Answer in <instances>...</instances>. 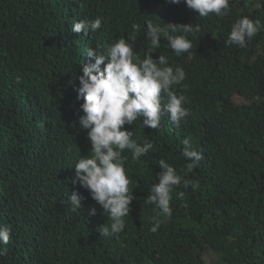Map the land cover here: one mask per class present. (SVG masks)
I'll return each instance as SVG.
<instances>
[{
    "label": "trees",
    "instance_id": "16d2710c",
    "mask_svg": "<svg viewBox=\"0 0 264 264\" xmlns=\"http://www.w3.org/2000/svg\"><path fill=\"white\" fill-rule=\"evenodd\" d=\"M243 16L264 23V0H230L221 17H199L183 0H0V224L13 229L0 264H264V30L245 48L228 45ZM96 17V32L71 31ZM149 20L200 29L187 34L188 53L176 56L163 37L152 53L185 70L186 87L175 90L186 95L189 115L178 128L167 115L158 129L139 120L124 126L153 148L139 161L125 152L134 199L125 229L104 237L108 214L72 182L74 163L91 147L78 123V76L88 48L103 51L133 23L143 59ZM184 138L204 158L184 177L188 187L173 189L166 216L144 201L158 182L159 159L183 175ZM73 191L86 197L76 212Z\"/></svg>",
    "mask_w": 264,
    "mask_h": 264
},
{
    "label": "clouds",
    "instance_id": "9594fccd",
    "mask_svg": "<svg viewBox=\"0 0 264 264\" xmlns=\"http://www.w3.org/2000/svg\"><path fill=\"white\" fill-rule=\"evenodd\" d=\"M172 4H179L182 0H169ZM189 9L195 10L199 17L215 14L224 16L229 11L230 0H183ZM102 20L84 18L74 22L71 31L83 32L87 35L100 29ZM177 25H182L178 27ZM132 33L111 42L101 51L99 48H88L86 56L89 62L82 68V75L78 76L80 87L77 89V99L82 115L78 116L79 126L87 130V137L91 147L87 154L81 155L74 163L75 177L73 183H79L87 189L91 197L102 207L110 224L100 226V234L104 237L117 236L125 227V217L131 211L134 199L131 180L124 163L125 152L131 153L134 161H139L153 148L151 140L145 138L138 143L134 129L129 130L125 125H134L138 120L142 128L158 129L162 118L167 115L178 128L181 121L188 115L185 107L188 102L181 91L177 94L176 86L185 88V70L180 66H171L169 58L159 55L153 58L152 53L160 48L161 37L168 42V46L176 56L188 53L193 45L188 38L189 33L199 31V27L189 24L154 23L146 24V38L150 47L146 48L144 58L134 51L136 33L140 32V25H131ZM264 30V23L259 18L248 16L238 18L231 27L227 37L228 45L245 48L258 32ZM164 95L167 96L165 102ZM142 121V123H141ZM183 156L189 162L181 172L165 159H159L157 164L161 171L156 173L158 182L151 185L144 201L154 206L160 213L171 216L173 189L181 185L188 187L189 181L184 179L199 166L204 158L201 151L193 145L189 138H184ZM157 181V180H156ZM196 187V184L192 185ZM182 196L183 193H180ZM86 199L77 191L71 192L68 201L72 211L76 212L81 202ZM96 208L89 210V215H95ZM158 222H154L151 232H157ZM12 226L0 224V255L6 254V246L12 237Z\"/></svg>",
    "mask_w": 264,
    "mask_h": 264
}]
</instances>
